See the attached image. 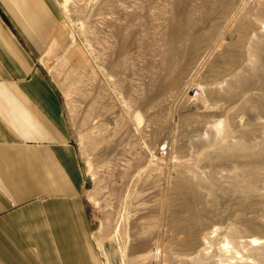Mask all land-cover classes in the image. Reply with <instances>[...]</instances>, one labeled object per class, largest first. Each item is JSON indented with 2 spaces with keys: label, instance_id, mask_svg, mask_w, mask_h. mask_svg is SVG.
<instances>
[{
  "label": "rangeland",
  "instance_id": "rangeland-1",
  "mask_svg": "<svg viewBox=\"0 0 264 264\" xmlns=\"http://www.w3.org/2000/svg\"><path fill=\"white\" fill-rule=\"evenodd\" d=\"M72 1L48 0L56 41L40 63L98 264H264V0ZM71 72L84 101L67 94Z\"/></svg>",
  "mask_w": 264,
  "mask_h": 264
},
{
  "label": "crops",
  "instance_id": "crops-1",
  "mask_svg": "<svg viewBox=\"0 0 264 264\" xmlns=\"http://www.w3.org/2000/svg\"><path fill=\"white\" fill-rule=\"evenodd\" d=\"M57 22L48 0H0V264H98L64 101L40 63Z\"/></svg>",
  "mask_w": 264,
  "mask_h": 264
},
{
  "label": "bare ground",
  "instance_id": "bare-ground-1",
  "mask_svg": "<svg viewBox=\"0 0 264 264\" xmlns=\"http://www.w3.org/2000/svg\"><path fill=\"white\" fill-rule=\"evenodd\" d=\"M70 1H72V0H64V5H67L68 4V2H70ZM73 2V1H72ZM71 3V2H70ZM82 5H83V3H82ZM80 7V6H79ZM86 7V6H85ZM79 10H80V8H79ZM79 12V11H78ZM84 12H85V10H84ZM102 23V22H101ZM99 24V23H98ZM116 25V24H115ZM104 26V25H103ZM85 27V26H84ZM111 29V28H110ZM103 30V29H102ZM114 30V29H113ZM105 31V30H104ZM127 31V30H126ZM93 33L94 34V32H93V30H91V31H88V33ZM108 32V31H107ZM113 34V33H112ZM118 34V33H117ZM125 34V33H124ZM115 35H116V33H115ZM123 37H124V35H122ZM119 37V36H118ZM117 37V38H118ZM110 38V37H109ZM96 39V38H95ZM120 39V38H119ZM118 39V40H119ZM100 41H102V39L100 38L99 39ZM118 40H117V42H118ZM55 41H56V39L50 44V46L48 47V49H47V51H46V53H45V56L46 55H49L51 52H52V49H53V45L55 44ZM120 41H122V40H120ZM98 42V41H97ZM123 42H124V40H123ZM101 44H102V47H101V49H102V51H103V53H104V56H106V57H109V58H113V57H110V55H112V53H114V54H120V56L118 57V59H119V61H121L122 62V65L123 64H125V57L123 56V53H117V52H115L116 51V47L115 46H113L112 44H108V46H106L105 45V47L103 46V42H100ZM109 43V42H108ZM94 44V43H93ZM124 44H125V42H124ZM123 45V44H122ZM119 46V45H118ZM88 47H90V45H88ZM91 48V47H90ZM100 49V48H99ZM100 49V50H101ZM122 49V48H121ZM120 49V50H121ZM90 50V49H89ZM92 53V52H91ZM100 56H102V54L101 53H98ZM96 57V55L93 53V57ZM99 56V57H100ZM94 57V58H95ZM93 58V59H94ZM97 58V57H96ZM104 58V57H103ZM93 59L91 60V61H93ZM121 59V60H120ZM83 60H85V59H83ZM105 60V59H104ZM95 61V60H94ZM98 62V61H97ZM110 62V61H109ZM109 63H107V66H112V64H109ZM118 64H119V62H118ZM90 63H89V65H88V67H90ZM106 65V64H105ZM111 66H110V68H111ZM119 67H120V64H119ZM65 73H66V71H65ZM70 75L68 76V80H69V89L67 90V94L68 95H70L71 93H74V94H76V95H78V96H80V100L81 101H84V100H86V95H87V93H85L84 92V90H82L83 88L81 87L82 85H83V83H81V81L80 80H76L74 77H73V73L71 72V73H69ZM66 75V74H65ZM82 84V85H81ZM66 94V95H67ZM86 94V95H85ZM72 98V97H71ZM70 102H72V99H71V101ZM92 105H93V103H91ZM90 104V105H91ZM95 105H96V102L94 103ZM97 106V105H96ZM99 108V107H98ZM94 109H95V107H94ZM96 111V110H95ZM86 117V116H85ZM85 119V118H84ZM87 119L88 120H90V119H92V118H90L89 119V116H87ZM87 120V121H88ZM89 133V132H88ZM90 134V133H89ZM91 135V134H90ZM87 136V135H86ZM92 137V136H91ZM87 140L88 141H91L90 140V138L87 136ZM87 142V141H86ZM92 144V143H91ZM85 152V151H84ZM89 176H90V178H91V181L93 180V175L91 174V173H89ZM102 180V179H101ZM88 195H89V197H90V199L92 200V201H94L96 204L98 203V198H97V194L95 193V191H92V189L88 192ZM254 240V242H259L260 240H258V239H253ZM141 249V248H140Z\"/></svg>",
  "mask_w": 264,
  "mask_h": 264
}]
</instances>
